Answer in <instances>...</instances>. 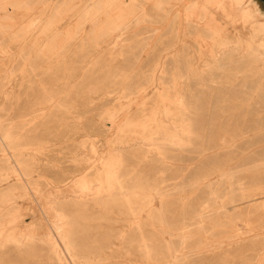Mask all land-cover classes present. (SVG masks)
<instances>
[{
  "label": "rangeland",
  "instance_id": "1",
  "mask_svg": "<svg viewBox=\"0 0 264 264\" xmlns=\"http://www.w3.org/2000/svg\"><path fill=\"white\" fill-rule=\"evenodd\" d=\"M27 1L8 5L10 17L3 21L9 26L0 27V123L16 136L13 146L0 147V172L7 177L1 187H20L17 171L9 172L17 169V159L23 170L36 169L41 162L46 169L32 172L31 191L18 197L25 230L7 228L8 237L0 236V264H57L48 259L44 243L33 245L23 235L51 231L57 213L45 202L54 192L80 189L82 172L76 168L111 148L112 140L137 143L122 147L127 159L122 171L134 204L153 197L162 209L166 227L143 229L157 253L171 245L189 255L184 264H264V209L251 200L259 197L261 202L264 195V55L247 51L237 39L264 42L262 2L223 0L222 7L208 6L209 21L202 22L185 14L189 0L178 6L176 21L147 2L150 20L128 27L120 43H102L100 48L84 36L48 62L31 39H46L39 31L61 0ZM250 3L247 9H258L263 16L245 20L244 6ZM29 29L38 36L27 33ZM217 56L221 59L216 63ZM142 85L145 92L122 95L126 87ZM184 117L188 131L181 130ZM247 193L256 195L246 198ZM70 199L66 211L77 243L89 255L85 264H160L158 258L141 259L135 245L116 238L122 230H132L129 211L118 202ZM182 225H190V231L180 233ZM134 232L125 231L124 237Z\"/></svg>",
  "mask_w": 264,
  "mask_h": 264
},
{
  "label": "bare ground",
  "instance_id": "2",
  "mask_svg": "<svg viewBox=\"0 0 264 264\" xmlns=\"http://www.w3.org/2000/svg\"><path fill=\"white\" fill-rule=\"evenodd\" d=\"M19 1H21V0H0V10H5L6 11V13H5L6 16H5V14H1L0 15V27L1 28L9 26L8 24L5 23V21H3V20H5L7 18V16L10 17L9 14H10L11 10L8 8L9 7L8 5L11 4V5H14L15 7H17V2H19ZM57 1H59V0H57ZM240 1H241L240 4L243 5V4H246L247 0H240ZM147 2H152L155 5V7L158 10H160V11L162 10L165 13L166 16L173 15V19L176 21L177 20L176 17H179V14H180L179 13L180 11H178V9H179L178 6L181 4V2H184V0H61V2H60L61 5L60 6L53 7L52 18H51V20L49 22L46 23V25H47L46 28H43V29L41 28L40 31H39V33H45L46 39L38 40V39H36L34 37L31 39L32 42L33 41L36 42V46H35L34 50L36 51V53L38 55H39V53H41V54L43 53V55L45 57L44 59L49 62L52 59L54 61V58L57 57L59 55V53H61L62 51L70 49L73 45L78 43L79 40L83 39L84 36H87V38L90 41V43L92 42L93 45L96 46V47H99L100 45H102V43L105 44V43H110V42H113V41L115 43H118L121 40V37L126 33L128 27L138 26L142 22L150 20V17L147 15V10H146V6H145V3H147ZM69 3H71V5L68 6ZM211 4L212 5L213 4H215V5L217 4L218 7H220V6L222 7L225 3L223 2V0H200V1L189 0L188 4L186 6V9H185V14L188 16V18L189 17L190 18L191 17L192 18L195 17L196 19H198V20L194 19L195 22L199 21V20H201V22H202L203 19H204V21H207V20L209 21V19H206L207 18V9H208V6L211 5ZM250 5H251V3L249 5H245L244 6L246 8V9H244L245 20H251L252 21V18L254 17V15H257V17H258V15L259 16H263L261 13H259L258 9H252V8H248L247 9V7L250 6ZM20 9L23 10L22 8H20ZM183 10H184V8H183ZM28 11H27V13H28ZM17 12H19V11H17ZM49 12L50 11H48V13ZM213 12H214V10H213ZM20 14H22V13H20ZM160 14H161V12H160ZM12 15H13V17H15L14 14H12ZM192 18H191V20H192ZM160 19H161V17H160ZM256 19H258V18H256ZM248 22H250V21H248ZM254 22H256L255 24H258L259 20L254 21ZM254 22H253V24H254ZM207 23L211 24V22L210 23L207 22ZM260 23H261V26L264 27V19H260ZM253 24H251V25H253ZM88 26H90V29L87 30ZM253 26H255V25H253ZM253 28H255V27H253ZM27 31H28L27 33H31L32 36H38V34H39V33H32L30 29L27 30ZM215 31H220V30H218V29L214 30V33H215ZM9 33H10V31H9ZM14 34L17 35V30L14 31ZM6 35H8L7 32H6ZM115 35H118V36H117V38L114 39ZM237 39H238V42H240V43L243 42L242 44L245 43L244 47H245V49H247V51L248 50L250 51V50H256L257 49V50H261V53H260L261 55H264V42H261V43L259 42V43L255 44L256 41L254 42V39H252V38L244 39L242 36L238 37ZM136 45H137V43H136ZM139 45H141V44H139ZM85 48L86 47L84 46V49ZM100 48H101V46H100ZM257 50L255 52H257ZM4 51H5V49H4ZM31 51H33V50H31ZM64 53H66V52H64ZM60 56H62V54H60ZM220 59H221V57L217 56L216 63L219 62ZM10 60H11V58H9L8 63L10 62ZM86 61H87V59H86ZM60 62H59V64H60ZM57 63H58V61H57ZM159 63H161V61ZM213 63L215 64L214 61H213ZM27 65H28V63H27ZM46 66H47V64H46ZM40 68H41V66H40ZM42 70H43V67H42ZM44 71H45V69H44ZM44 71H43V73H44ZM157 76H154V77H157ZM32 78H33V76H32ZM71 80H72V78H71ZM153 82H155V81H153ZM52 85L50 87H52ZM67 85H68V83H67ZM66 88H67V86H66ZM125 89H126L125 90L126 92L122 91L123 92L122 95L125 96V97H130L133 94H137L138 93L137 95H139V93L145 92L147 87L142 85V86H138L136 88V90H134V89L131 90L128 87H126ZM52 91H54V90H52ZM48 92H51V89ZM43 93H44V91H43ZM61 93H63V92H61ZM46 96H47V94H46ZM61 96H62V94H61ZM59 105L61 106V104H59ZM182 105L184 106L183 102H182ZM66 106H68V105H66ZM27 110L28 109H26V111ZM43 110H44V108H43ZM44 111H46V110H44ZM176 112H178V111L176 110ZM180 112H181V110H180ZM42 114H43V112H42ZM22 118L24 119V117H22ZM26 119H27V117H26ZM30 120H31V118H30ZM175 121H177V120H175ZM25 122H27V121H25ZM184 122H186L185 117L182 119V124H181V128L182 129L181 130L188 131L189 130V124H188L189 122L188 121H187L188 123H184ZM2 123H0V147L3 148V146H6V145L7 146L8 145L9 146H13V144L15 143V137L16 136H14L10 132L11 129L5 128ZM156 123H158V122H156ZM112 125H113V123H112ZM149 125H151V124H149ZM142 128H144V127H142ZM154 128L155 127H153V129ZM173 128H174V126H173ZM153 129L151 130L152 132H153ZM104 130H105L106 133H108L110 131V129H107V128H104ZM176 130H177V128H176ZM24 132H25V130H24ZM141 132L142 131H140V133ZM150 136H152V135H150ZM159 136H160V134H159ZM135 137L137 138L138 135H136ZM188 137H189V134H188ZM45 139H46V137H45ZM116 141H118V138H117ZM130 141L127 140V142H126V143H128L127 145H120L119 143L116 144V142H114L112 140V144H111L112 147L111 148L107 149L104 153H101V154L99 153L100 155H98V157H95V159L93 161L90 160L91 162H89L88 164L85 162L87 165L83 164L81 167L76 168V171H81L82 172V174L80 175V177L77 180V182H79V181L81 183L83 182L81 184V186L79 184V186H80L79 188L80 189H73V190L70 189V191L63 190L61 192H54V193H52L50 195L51 198L47 202H45V205L46 204L49 205V207L57 213V216L53 215V216H56V220L54 222L50 221V229H51V231H46L43 235L42 234L38 235L37 232H36V234L34 232L33 233H30V232L26 233V234L23 235L24 240L30 242L33 245L36 244L35 242H39V241L44 243V245H46L47 249H48V252H46L48 254L47 257L52 263L54 262V263H57V264H85V262L90 261L88 259L89 255L88 256L85 255V253L83 251V248L76 241V237H75V233H74V230H73L72 222L69 220V215H68V212L66 211L67 203H68L67 201H71L70 198H74L72 200H76V201L89 200V198H94L97 202H107V203H112V202H114V203L116 202L117 203L118 202L119 205H117V206H119L121 209H127L129 211V214L127 215V217H129L128 221L130 223L128 225H129V229H132V230H128V229L127 230H122V233L119 232V234L121 236L120 237H116V238L122 239V243L126 242V244H129V246L130 245H135L134 248H136L139 251V253L141 255V259L150 260V259L158 258L161 261L160 264H184L183 263V262H185L184 259L187 256H189L187 253H185L183 250H181L179 252L175 247H173L171 245L166 246L165 250H163L161 253H159V252L157 253L156 247H154V245L151 244L149 238H147L146 234L143 232V229L146 226H150L153 229H157V228L166 227V224H165L164 219H163L162 209H161L160 206H157V204L155 203L153 197L140 198L137 201V205L134 204L133 200H131L132 192H131L130 188L128 187L127 183L125 182L127 180L126 179V174H125L124 171H122V167L127 162V159L125 158L124 153L122 151V147L125 148V147H132L134 145H137V143H131L132 141L131 142ZM181 141H182V139H181ZM144 143H145V141H144ZM181 143H183V142H181ZM32 144H34V143H32ZM18 145H20V143H17V146ZM146 147H148V146H146ZM35 153L36 152H34V154ZM78 155H79V153H78ZM48 156L49 155H47V157ZM1 158H3V157H1ZM37 158H39V157H37ZM33 159H31V160H33ZM50 159L53 160L52 158H50ZM35 166H37L36 169H31L30 168V170L28 169L27 171L23 170V168L21 167V161H19L17 159V169L13 168V169H11L9 171L10 173H12V172L14 173V172L17 171V179H18L17 183H19V185H20V187L17 188V191L14 189V186H9V187H6V188H2L1 187L2 186L1 185L2 182L7 177L4 176L5 171H4V173L0 172V236H3V238H7L8 237L6 235V233H5L7 231L6 230L7 228H9L11 230L12 229L15 230L16 228L17 229H19V228L23 229L22 224L24 222V219H23L24 213L22 212L21 204L18 202V197H20L22 195L25 196V195L29 194L28 189H30V184H31L30 183L31 182V177L29 178V176L32 174V172L38 171L40 174H42L43 170L46 169V168L42 167V162H41L40 165H35ZM41 168H42V170H41ZM55 172H57V171H55ZM1 175H3V176H1ZM58 175H59V173H58ZM58 175L55 174V176H56L55 178H57ZM65 177H63V178H65V179H67V177L69 178V176H65ZM33 178H35V177H33ZM60 178H62V176ZM57 179H59V178H57ZM156 186H157V184H156ZM67 189H69V188H67ZM30 191H31V189H30ZM155 192H156V190H150V193L152 195ZM254 195H256V194H254V193L248 194L247 193V195L245 197L248 198V197H252ZM261 198H262L261 202L258 201L259 197L252 198L251 200L252 201L256 200L255 201L256 202L255 204H257L256 207L259 206L262 209H264V199H263L264 195H262ZM76 201H74V202H76ZM248 201L246 200V202H248ZM70 203H72V201ZM112 207H113V205H112ZM143 211H145L147 213V217L146 218H144L145 216L141 213ZM27 223H29V222H27ZM32 224H34V221L31 223V225ZM197 224H199V223H197ZM29 225H30V223H29ZM193 225H195V224H193ZM189 226L190 225H182L180 233H186V231L188 233L190 231V229L187 230L186 228H188ZM24 227L29 228L30 226L25 225ZM184 229H186V230H184ZM23 230H25V229H23ZM125 231H127V232L128 231H135L134 232L135 234L134 235H129L127 237V239H126V236L124 237V232ZM7 232H9V231H7ZM13 237H15V236H13ZM16 239H18V237ZM182 239H183V241H186L187 238L183 237ZM22 246H23V244H22ZM250 261L251 260L246 261L245 264H248ZM124 264H127V263H124Z\"/></svg>",
  "mask_w": 264,
  "mask_h": 264
},
{
  "label": "water",
  "instance_id": "3",
  "mask_svg": "<svg viewBox=\"0 0 264 264\" xmlns=\"http://www.w3.org/2000/svg\"><path fill=\"white\" fill-rule=\"evenodd\" d=\"M260 1L262 2L263 6H264V0H260Z\"/></svg>",
  "mask_w": 264,
  "mask_h": 264
}]
</instances>
